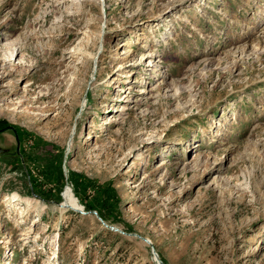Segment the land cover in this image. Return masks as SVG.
<instances>
[{
	"label": "rangeland",
	"instance_id": "rangeland-1",
	"mask_svg": "<svg viewBox=\"0 0 264 264\" xmlns=\"http://www.w3.org/2000/svg\"><path fill=\"white\" fill-rule=\"evenodd\" d=\"M0 264H264V0H0Z\"/></svg>",
	"mask_w": 264,
	"mask_h": 264
},
{
	"label": "bare ground",
	"instance_id": "bare-ground-1",
	"mask_svg": "<svg viewBox=\"0 0 264 264\" xmlns=\"http://www.w3.org/2000/svg\"><path fill=\"white\" fill-rule=\"evenodd\" d=\"M83 104V101L81 102V105ZM61 208H69V209H74L75 207H79V204L77 202L76 197L72 193L70 187L67 188L65 194H64V199L63 203L60 206Z\"/></svg>",
	"mask_w": 264,
	"mask_h": 264
},
{
	"label": "water",
	"instance_id": "water-1",
	"mask_svg": "<svg viewBox=\"0 0 264 264\" xmlns=\"http://www.w3.org/2000/svg\"><path fill=\"white\" fill-rule=\"evenodd\" d=\"M148 242V241H147Z\"/></svg>",
	"mask_w": 264,
	"mask_h": 264
}]
</instances>
